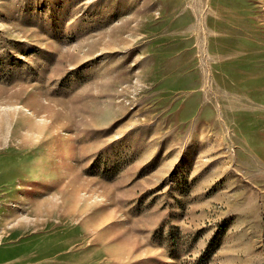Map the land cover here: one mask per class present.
Instances as JSON below:
<instances>
[{
  "label": "rangeland",
  "instance_id": "1",
  "mask_svg": "<svg viewBox=\"0 0 264 264\" xmlns=\"http://www.w3.org/2000/svg\"><path fill=\"white\" fill-rule=\"evenodd\" d=\"M0 264H264V0H0Z\"/></svg>",
  "mask_w": 264,
  "mask_h": 264
}]
</instances>
